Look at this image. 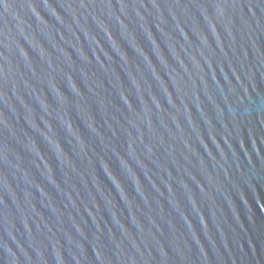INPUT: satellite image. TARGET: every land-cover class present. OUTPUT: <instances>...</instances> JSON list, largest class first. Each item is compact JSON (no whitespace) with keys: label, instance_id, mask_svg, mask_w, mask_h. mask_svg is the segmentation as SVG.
<instances>
[{"label":"water","instance_id":"water-1","mask_svg":"<svg viewBox=\"0 0 264 264\" xmlns=\"http://www.w3.org/2000/svg\"><path fill=\"white\" fill-rule=\"evenodd\" d=\"M0 264H264V0H0Z\"/></svg>","mask_w":264,"mask_h":264}]
</instances>
